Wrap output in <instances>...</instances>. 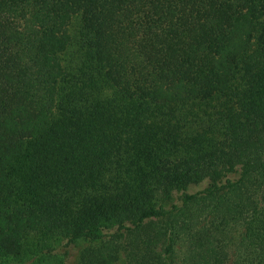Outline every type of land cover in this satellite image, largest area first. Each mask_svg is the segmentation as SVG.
Masks as SVG:
<instances>
[{"label":"trees","instance_id":"16d2710c","mask_svg":"<svg viewBox=\"0 0 264 264\" xmlns=\"http://www.w3.org/2000/svg\"><path fill=\"white\" fill-rule=\"evenodd\" d=\"M259 175L264 0H0V264L55 250L35 233L86 242L81 264L116 241L180 264L189 240L184 264H220L223 210L234 264H264Z\"/></svg>","mask_w":264,"mask_h":264},{"label":"rangeland","instance_id":"374dc122","mask_svg":"<svg viewBox=\"0 0 264 264\" xmlns=\"http://www.w3.org/2000/svg\"><path fill=\"white\" fill-rule=\"evenodd\" d=\"M257 182H252L256 185L262 184L261 188L264 190V178L260 175L256 177ZM250 183V184H252ZM204 186V185H203ZM202 186V187H203ZM200 187V188H202ZM250 190L252 188L250 187ZM243 217L239 216L238 211H228L223 210L219 215H214L206 223L208 232L211 233V238L214 240V246L217 248L218 255L220 258V264H234L235 254L237 248L240 246V243L244 235V223ZM162 226L160 222L158 227ZM35 237L34 241L37 244V247L41 244L52 245L55 250L47 254L45 250H41L37 255L32 256L30 259L25 258L24 260H8L10 264H81V254L84 249L88 246L86 242L78 241L76 243L68 244L66 243L65 238H55L53 236L45 235L39 236L37 233L33 234ZM190 240L183 243H178L175 246L176 255L175 261L180 264H184L185 261H188L189 245ZM191 243V242H190ZM109 242H105L104 247L106 248L105 252L111 253L114 251H119L120 249L115 246V244H122V249L120 252V258L115 264H126L127 256L126 252L129 249L126 242L116 241L115 244H111L107 248ZM101 244H93L92 247L101 248ZM165 245L160 242L157 246V250L160 254H164ZM114 250V251H113ZM4 258L0 255V260Z\"/></svg>","mask_w":264,"mask_h":264}]
</instances>
